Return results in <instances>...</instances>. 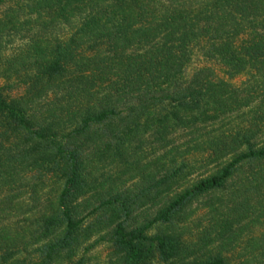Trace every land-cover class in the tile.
<instances>
[{"label":"trees","instance_id":"16d2710c","mask_svg":"<svg viewBox=\"0 0 264 264\" xmlns=\"http://www.w3.org/2000/svg\"><path fill=\"white\" fill-rule=\"evenodd\" d=\"M15 37L0 264H84L103 232L116 264H264V0H0ZM147 155L135 194L87 207Z\"/></svg>","mask_w":264,"mask_h":264},{"label":"rangeland","instance_id":"374dc122","mask_svg":"<svg viewBox=\"0 0 264 264\" xmlns=\"http://www.w3.org/2000/svg\"><path fill=\"white\" fill-rule=\"evenodd\" d=\"M24 39H19L18 37L9 39L5 38L0 41V69H5L4 66L6 65L7 61L12 59L13 55L17 53L18 49L23 46ZM0 70V71H1ZM8 76V74H7ZM10 77H14L12 74L9 75ZM0 77H2L0 75ZM154 157L147 155L143 157L140 161V165L146 166L145 168L141 169V171H145L142 175L141 174H126V175H118L119 178L112 182V184L106 185L102 190L96 192L93 198H89V202L87 207H91L92 205L97 204L99 198L105 197V194H115V193H129L135 194L141 187L144 186V182L141 181V177L146 175L149 172H155L157 165H154ZM209 170L206 173L200 174L198 178H203L209 174H211L215 168H208ZM112 173V172H110ZM117 174V172H115ZM113 175V174H112ZM135 175V176H133ZM131 177V178H130ZM197 178L194 175L191 176V179ZM144 206L142 211L140 212L135 211L131 215V224L139 225L143 221H146L152 218L153 214L157 210V206L148 207ZM201 202L194 203L190 209L187 211L188 220L190 219H198L200 216L199 214L202 211ZM148 207V208H147ZM191 221V220H190ZM189 224V228L193 230L194 224ZM156 230H151L149 233L150 235L154 234ZM109 237L106 235L105 232L99 233L97 235H92L80 248V251L84 258V264H116L114 257L110 253L109 244H108ZM85 248V249H84ZM84 249V251H82Z\"/></svg>","mask_w":264,"mask_h":264}]
</instances>
